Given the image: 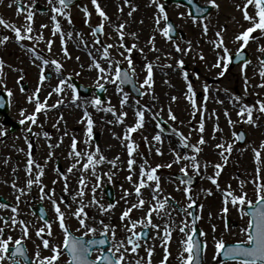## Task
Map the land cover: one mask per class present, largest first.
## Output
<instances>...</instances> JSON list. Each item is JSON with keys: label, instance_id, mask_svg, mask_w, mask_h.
Returning a JSON list of instances; mask_svg holds the SVG:
<instances>
[{"label": "rangeland", "instance_id": "obj_1", "mask_svg": "<svg viewBox=\"0 0 264 264\" xmlns=\"http://www.w3.org/2000/svg\"><path fill=\"white\" fill-rule=\"evenodd\" d=\"M16 1L8 0L9 8L7 9L1 8L2 2L0 1V8L3 15H8L6 21L23 29L26 24L25 13L17 14ZM47 1L42 2V5L48 7ZM199 1L202 4L209 3L208 0ZM157 2L165 4L168 16L176 24L177 31L181 32L176 39L169 40L163 35L162 29L166 27V24L161 19L160 24L157 25L156 17L159 14V9L152 0H130V2H126V0H99L101 7L109 18L104 20L96 9L94 10L92 22L96 25L104 24V32L99 35L101 38L100 44H95L96 36L93 35L92 29L84 23L82 12L77 10H73V16L77 19L75 20L76 23H69L67 19L63 20V36L61 34L53 35L54 29L49 21L50 13L48 11L42 12V15L34 19L35 21L33 20L32 34L37 39H25L22 43L24 42L30 49L36 48L39 55L45 58L58 60L62 65L60 70L67 71L63 74L75 76L86 85L90 82L95 85L104 84L107 91L105 92V100L97 106L91 103V98L94 100V93L89 96L80 95L79 99H74V91L65 76H54L44 82L40 87L42 91L41 98L43 101H47L49 106L47 110L50 109L51 112L46 113V115H44L45 111L42 112L36 127L37 130H41L42 125H44L49 135L47 137L44 135L33 141L34 157H31L38 164L44 166L42 180L49 192L54 188L55 198H58L61 193V195H65L70 199V209L66 208L65 204H61V207L66 212L68 225L73 232L83 235L85 231L80 227L77 218L72 215V212L79 206L78 201L80 199L78 197L77 200H72V195L78 191L79 180L81 176H84L88 184L83 197L84 203L87 205L85 211L89 212L90 215L94 212V216L96 215L98 218L106 217V220L103 219V221H106L107 225L115 227L116 236L117 234L121 235V241H124L128 248H131V245H127V238L130 233L124 225L128 224L129 221L127 219L122 221L120 217L127 207L137 202L138 197L134 192V184L127 180V176L131 174L133 181L138 182L140 165H145L148 170L157 165H163V167L157 168L156 174L160 178L159 183L163 190L160 193L161 198L171 197L174 200L173 204L167 206L170 214L164 212H161L160 215L153 214V222L160 224L161 229L149 227L150 239L144 242L139 240L141 247L136 253L130 251L125 253L126 264H136L137 260H140V264H147V249L150 247L153 249L152 264H161L166 254L163 242V228L166 225H171L174 229L172 239L167 245V250L171 255L168 256L166 264H181V253L187 255L181 243L186 233H181L178 226H181L182 221L191 224L188 207L190 201L185 191L188 185L176 178V174L184 173L181 169L187 166V174L197 179L196 185L191 187V194L198 205L199 225L204 231L203 240L206 242L203 264H243L240 261L220 262L216 242L219 239H224L225 242L247 241L243 229L247 227L249 217L241 215L240 206L238 204L233 205L230 198L227 204L228 212H223L225 191L229 190V186H231L230 190L234 194L246 193L248 199L256 201L258 199V184L264 182V150H261V145H264V113L259 111L258 105V101L264 100V87L260 86L264 83V79L259 74L260 60L264 55L259 51V48L260 45H264V38L258 41H249L245 49L250 60L247 68H244L243 63L235 65L229 63L227 70L224 71L223 63L225 62H221V67L214 66L217 63L218 54L223 55V52L222 49L214 46L213 41L217 40L216 32L223 29L222 34L226 46L233 54L237 52L240 45L235 37L250 26L249 21L244 19L242 10L245 0H217L218 8L213 6V10L209 15L195 20L190 16L184 5L168 4L166 0H157ZM237 5H241V7H237ZM249 11H253L251 7ZM182 13L183 15H181ZM121 23L125 24L123 44L128 47L136 45L131 57L135 68L134 77L143 90V94L139 97L122 87L119 82L116 84L111 83L110 79L114 78L113 74H109V79H100L102 74L94 66L95 62L99 61L101 66L109 67L108 62L102 57L101 46L105 44L118 45L120 43L117 26ZM205 23L208 25L207 34L203 31ZM42 25H47V27H42ZM9 29L5 26L0 27L3 34L9 36L8 41L0 43V58L5 62L3 78L0 79V91L7 93L6 90H13L12 95L7 96V99H11L17 105L22 102V105L28 108V111H31L34 103L29 101L28 98L34 94L33 90L36 88V82H38L39 62L33 57L34 55L30 50L21 48L14 41L16 38L15 33L11 29V32H9ZM68 33L72 35L69 36ZM133 33L135 35H132ZM41 34L44 37L43 40L38 39ZM253 35H260L259 30ZM58 36L64 37V40H59ZM153 37H155V48H153ZM2 39L3 37L0 36V40ZM49 41L52 42L51 51L48 50ZM85 41L87 46H85ZM189 42L191 44L190 51L188 50ZM177 43L183 51L176 50L175 45ZM94 44L95 46H93ZM65 46L68 50L67 55L62 51ZM109 51L115 60H120L121 64L129 70L126 59L129 53L126 48L113 47ZM181 59L184 60L182 67L178 63ZM149 62L153 64V83L151 86L143 83L147 78L146 64ZM53 66L56 70V66L54 64ZM112 67L115 68V64ZM14 68H20L23 72H14ZM221 71H224L223 76L220 75ZM185 72L188 73L187 78L184 76ZM61 80H66L64 91L57 93L54 89L60 84ZM189 81L193 85L196 94L194 97L195 107L192 101L188 99L190 95ZM20 82L26 83L31 88L28 93L21 92ZM205 85L208 86L206 92ZM118 86L123 88V92L117 90ZM124 93L128 94L126 103H122ZM90 96L91 98H89ZM205 96H207V100H205ZM236 96H240L241 100L237 101ZM58 100H62L63 103L58 104L56 107H50L57 104ZM71 100L74 103L70 104L69 101ZM64 104H67V106L61 108ZM245 104L255 105L253 109L254 123L247 122L246 114L244 117L239 115L240 108ZM109 107L115 111L106 112L105 109ZM15 109H12V117H14ZM85 110L93 120L92 133H100L98 140H95L93 134L89 136L87 132L88 124ZM137 110L144 111V124L137 131L130 133V141L125 138V133L129 127L137 123ZM122 113H127V116L124 117L123 122H120L119 116ZM173 114L176 116L175 120L171 119ZM61 116L63 119H61ZM1 118L0 116V135L6 134H3L0 138L2 141V143L0 142V146H2L0 150V168H20L21 176H18L17 179L22 181H28L29 178L35 179L37 172L35 165L31 177L27 172L29 157L25 156V139L17 133L7 134L9 132L7 131L8 125L4 124ZM159 118L167 120L169 128L160 126L157 122ZM202 120L204 122L203 133L199 131ZM230 120L232 123L229 122ZM217 126L219 130H217ZM156 127H160L161 132ZM167 128V132L171 134V137H165L162 134V130ZM74 129L76 131H73ZM240 129L246 132V139L243 143L238 141L236 135ZM158 133L162 137L161 141L154 140ZM178 133H183V136L188 137L189 146H182L181 137ZM201 136L205 140L204 144L199 143ZM61 137H63L62 141ZM74 138L77 140V151L81 153L95 151L98 145L100 153L106 157L102 164L96 166L97 175L103 178L102 187L97 189L96 197L105 207L109 203L116 205L107 212H102L97 206L89 203L92 199L91 187L97 182V175H93L91 169L86 172L83 171L84 160H81L80 164L70 172L71 177L68 180L69 185H67L68 192H64L65 184L61 183L56 169L59 164L61 168H69L79 159L74 155H70L73 152L71 145ZM132 141L138 145V148L133 153L136 164L130 169L128 167L130 159L128 145ZM218 144H224L225 148L231 144V153L218 148ZM191 145L199 146L201 151L196 153ZM157 149H159V152H157ZM256 150H261L259 178L257 177L258 165L255 159ZM221 152H224V155H221ZM176 153H179L182 157L195 155L197 161L201 164L199 173L197 174L196 170L192 168L190 159H182L173 163L176 159ZM225 156H227L226 164H224ZM49 157L51 158L49 159ZM145 160L147 164H145ZM111 161H116L115 166L110 163ZM1 164H4V166L2 167ZM168 164H172V167H167ZM205 164H207V168L203 166ZM216 164L224 165L217 177L219 187L210 179L216 174ZM0 172L4 174L2 169ZM24 174L26 175L25 178ZM105 174L112 175L111 182L108 181ZM254 180H256L255 183ZM2 181L3 179L0 177V194L9 200L7 188L13 187V183L16 186L17 184L21 185L22 181L16 182L11 178L5 180L3 184ZM241 182H244L243 187H241ZM150 183L154 188L155 182ZM121 185H123V188ZM37 186V184H34L32 189L36 190ZM107 187L114 189L116 197L113 202L108 200ZM124 189L129 190L131 195L122 198ZM3 190H7V192H3ZM13 190L9 192L18 196L19 192ZM142 193L143 198L149 203L145 204L143 209L133 210L131 218L134 220L144 217L149 205L154 203L152 188H144ZM11 202L13 206L18 205L20 211L23 207L25 212L29 213L30 233L24 242L31 243V240H34V232L44 224L37 220L38 218H34L28 206H23V196H21L20 202ZM201 205L202 207H200ZM45 206H47L46 208L50 212L49 215L53 219L52 236L48 237L45 233L46 238L49 239L50 245L60 244L63 234L62 229L55 220L53 202H49ZM0 214L7 216L11 213L8 209L0 208ZM225 218L231 219L229 225L226 224ZM87 223L93 226L89 220H87ZM2 226H4L3 221L0 220V227ZM213 226H215V230H213ZM96 229L98 231L97 235L103 234L101 232L103 229ZM141 229L142 226H138L137 231ZM5 230H7L6 235H12L14 238H19L22 234L19 225L15 229L6 228ZM158 231L159 235H157ZM108 234L111 235L110 232ZM88 235L92 236L91 233ZM47 255H50V250L47 251ZM66 260V257L63 256L57 264H67Z\"/></svg>", "mask_w": 264, "mask_h": 264}, {"label": "snow or ice", "instance_id": "obj_2", "mask_svg": "<svg viewBox=\"0 0 264 264\" xmlns=\"http://www.w3.org/2000/svg\"><path fill=\"white\" fill-rule=\"evenodd\" d=\"M73 0H58L59 6L53 5V11L56 14H63L67 17L68 22L71 23V13L65 11L70 4H72ZM126 2H130V0H126ZM153 3H155L159 9V14L156 17V23L157 25L160 24L161 19H163L165 22L168 21V13L165 11V4L164 3H158L157 0H152ZM210 4H212L215 7H219V4H217V0H208ZM49 3H52V0H49ZM93 5L95 6L96 11L98 14L104 19H109L107 16V13L104 11V9L101 7L99 0H92ZM237 7H241V5H237ZM253 10L252 12L249 11V9ZM243 15L244 19L246 21H249L250 26L244 29L242 32H240L236 37L235 40L239 42V48L237 49L236 55L237 56H243L244 50L246 49L247 45L249 44V41H258L261 38H264V0H245V3L242 5ZM25 13V20L26 24L23 26V29L21 27L15 26L12 23H9L8 21H5L2 17H0V24H3L5 27L10 28L16 36V39L18 41H23L25 39L27 40H34L37 39L36 36H34L33 33V27L32 22L34 20V13L30 10V7H26L23 3V0H20V4L18 7L17 14ZM85 13L88 17L91 16V13L85 9ZM131 15V13H129ZM183 15V13L181 14ZM195 20L196 18L193 17ZM52 20L55 22V28L53 35L56 33H60L62 36L64 35L59 20L57 19V16H52ZM42 27H47V25H42ZM125 27V24L121 23L117 26V32L120 36V43L118 45H112V44H105L102 45V57L108 62L109 67L105 68L101 66L99 61L95 62V67L99 69V72L102 74L100 79H109V74H113L114 78L110 79V82L113 84H116L119 82L120 85H123L125 83H131L132 77L135 76V68L133 67V60L131 57V53L134 48H136V45H132L131 47H128L127 45L123 44V39L125 36V33L123 31ZM259 30L260 35H253ZM104 31V24L100 23L99 25L95 26L93 35H96V33H103ZM175 31L174 25L172 23H167V26L162 29V33L165 37H167L169 40L173 39L171 33ZM203 31L205 34L208 32V25L205 23L203 25ZM223 29L216 32L217 40L213 41V44L216 48L222 49L223 55L218 54L217 63L214 65L215 67H221V62L223 63L224 71L227 70L228 64L232 62L233 60V53L230 51V49L226 46L224 36H223ZM69 36H71V33H68ZM132 35H135L133 33ZM39 40H43V35H39ZM100 36H96L95 44H100ZM154 39L153 37V48H155L154 45ZM9 40V36L5 35L3 36V39L0 40V43L6 42ZM51 41L48 42V50L51 51ZM85 46H87V42L85 41ZM95 44L93 46H95ZM113 47H124L126 48V51L129 53V55L126 57L129 70H124L120 67V61L115 60L114 57L110 54V49ZM177 51H183L180 48V45L177 43L175 45ZM64 52L67 55L68 50L67 47H64ZM188 50H191V44L189 42ZM31 51L39 56V53L37 52L36 48H32ZM100 51V49H98ZM142 51V50H141ZM259 51L261 53H264V45H260ZM91 55V53H90ZM123 55V53H121ZM44 65L49 64L48 60L43 59L42 56L39 57ZM203 58V57H201ZM4 60L0 58V79L3 78V68H4ZM35 63V61H33ZM52 64L56 66V71L59 72L62 65L58 60L51 61ZM179 65L182 67L184 65V60L181 59L179 62ZM250 63V60H244V68H247L248 64ZM115 64V68L112 67V65ZM147 69V78L144 80V85L151 86L153 83V64L151 62L146 64ZM224 71L220 72V75H224ZM260 76L262 79H264V58L260 60ZM185 78H187L188 73H184ZM23 79V77H21ZM46 79L43 71L41 72V82ZM66 84V80H61L60 84L54 89L55 92L61 93L64 91V85ZM247 85V80H246ZM101 89L104 88V84L98 85ZM261 87H264V83L260 85ZM71 88L75 92L74 99H79V92L76 88L75 84H71ZM208 86L205 85V92L207 91ZM188 89L190 95L188 96V99L192 101L193 106L195 107L196 101L194 99L195 97V91L193 89V85L191 82H188ZM23 90V89H22ZM118 91L123 92V88L119 87L117 88ZM39 93V88L36 90V93H34L32 96H29V101L35 100L36 102V108L35 112L29 116L26 117V120L30 121L32 124H36L37 122V113H40L42 109H45L46 107H49L47 105V101L41 102L39 99V96L37 95ZM12 93L9 90V96H11ZM51 95V94H50ZM175 99V97H173ZM235 99L237 101L241 100L240 96H236ZM128 100V94H123V101L122 103H126ZM205 100H207V96H205ZM63 103L62 100H58L57 104L51 105L50 107H56L58 104ZM92 104L99 106L102 101L99 99V97L95 98L91 101ZM138 103V102H137ZM259 105V111L264 113V100L258 101ZM255 108V105L249 106V105H243L240 108L239 115L241 117H244L246 114L247 122L248 123H254L253 120V109ZM198 110V109H197ZM105 111H111L114 112L115 110L111 107L105 109ZM171 112V110L169 109ZM136 115L138 116V121L134 126H131L128 128L127 132L125 133V138L131 141L130 133H133L137 131L140 127L144 124V111L143 110H137ZM85 116L87 117V132L89 136L92 135V129H93V120L91 118V115L87 113V110H85ZM127 116V113H122L119 116V121L123 122L124 117ZM61 119L63 117L61 116ZM171 119L175 120L176 116L173 114L171 115ZM24 121H21L23 123ZM232 123V121H229ZM217 130H219L217 126ZM31 131V129H29ZM199 131L203 133L204 131V122L201 121L199 125ZM6 134V133H3ZM181 137V143L182 146L187 147L188 145V137L183 136V133H178ZM44 135L47 137L49 134L47 132L44 133ZM239 139L244 138V133H238L236 134ZM147 139V138H145ZM63 140V137H61V141ZM154 140L161 141L162 137L158 133ZM200 144H204L205 140L203 136H201ZM73 152L70 153V155H74L75 157H78L76 163H74L71 167L67 169V172H72L73 169L77 167L78 164H80L81 160H84V163L82 165L83 171H88L91 169L93 175H97L96 173V166L99 164H102L106 157L103 156V154L100 153V148L97 145L95 148V151H86L84 153H81L80 151H77V141L75 138L73 139V143L71 145ZM192 148H194L196 153H199L201 151V148L197 145H191ZM218 148L224 149V152L231 153L232 151V145L229 144L227 148H225L224 144H218ZM138 148V145L132 141L128 145V152L130 159L128 161V167L131 169L133 165L136 164V160L133 158V153L136 152ZM261 150H264V145H261ZM261 150L255 151V159L257 162V177L259 178L260 173V163H261ZM175 151V150H174ZM157 152H159V149H157ZM224 152H221V155H224ZM98 156V158H97ZM51 157H49L50 159ZM86 158V159H85ZM182 159H190L192 161V168L196 170L197 174L200 171L201 164L197 161V158L195 155L191 156H181L179 153H176V159L173 161V163L179 162ZM110 163L115 166L116 161H111ZM227 163V156H225L224 164ZM145 164H147V161L145 160ZM36 167V177L35 179L29 178L27 181L26 187L30 191L32 186L34 184L40 185L42 184L41 177L44 176V166L38 164L36 161H34L31 157V152H29V159L27 162V172L29 176L31 177L33 172V167ZM167 167L171 168L172 164L166 165ZM205 168H207V164L203 165ZM223 164H216L215 168L217 169L215 176L210 177L212 182L216 184L217 187H219V184L217 182V177L220 174V171L223 168ZM163 167V165H157L156 167L150 168V170L145 168V165H140V173H139V179L137 181H133V176L129 174L127 176V180L132 182L134 184V192L136 196L138 197V200L136 203L131 204L129 207H127L121 214L120 219L123 221L127 219L129 221L128 224H125V229L130 233V235L127 238V245H131V248H128L124 241H116V230L115 227L104 224V222L101 220L100 224L103 227V233L108 234L111 233V239H112V247L105 251V249L101 246L106 245L109 243L107 239H91V240H85L83 237L91 233L93 236L97 234V229L88 224L87 220L89 219L88 213L85 211V208L87 205H85L83 197L85 196V189L88 187V184L86 182V178L84 176H81L79 180V189L78 191L72 195V200H77L79 197L78 204L79 206L77 209L72 212V215L77 218L79 221L80 227L84 229L83 236H77L74 235L73 232L70 230L69 226L66 224V212L62 210L61 203L65 204L66 208H71V204L67 203L64 200V197H60V201L57 202L54 199L55 196V189H51V195L49 193L45 192V186L40 187V193H41V199L43 200L45 196H47L49 199H52L53 207L55 210L56 219L58 221L59 227L62 229L64 233V241L63 244H55L50 245L49 239L44 238V234L46 233L48 237L52 236V228L53 223L51 218L44 219V215H41L40 219L44 220V226L38 228L36 230V235L42 240L43 247L46 249H50L52 252V255L49 256H43L41 257V253L39 250V245H37V251L35 253L36 257V264H57L58 260L62 256L64 251H67L68 255L70 256V259L67 261V264H126V255L127 252L136 253L138 249L141 247V244L139 243V240L145 236H147V232L143 231V229H147L149 227L161 229L160 224H156L153 222V214L160 215L161 212H164L165 214H170L169 208L167 207L169 205V199L168 197L161 198L160 193L163 191L161 188V185L159 183V176L157 173V168ZM59 172V169H57ZM182 172L187 174L188 168L187 166L183 167L181 169ZM61 176L64 177L65 180V188L64 192H68V186H67V176L65 173H60ZM107 175V179L109 182L112 180L111 174H105ZM102 177L97 175V182L92 185L91 187V193H92V199L89 202L92 205L97 206L100 211L107 212L109 209L114 208L116 205L114 203H109L106 207L104 204L100 202V200L97 199L96 193L97 189L102 187ZM150 182H155L154 188L152 187V184ZM188 187L185 188L186 193L188 194V199L190 201V204L188 205L189 208H191L192 205L196 204V200L193 198L191 194V187L192 184L191 178L187 179L186 181H182ZM254 183L256 180L253 181ZM55 183V182H54ZM243 183L241 182V187H243ZM13 187L16 188V184L13 183ZM123 188V185H121ZM144 188H152V200L154 203H151L146 211V215L140 219H132L131 213L134 209H143L145 204L149 203L143 198L142 189ZM231 186H229V190H226L225 195V207L223 209L224 213L228 212L227 204L229 202V198L231 200V203L233 205H239L241 208V215H250L251 219L248 222L247 227L243 229L247 236V241H238L235 244L228 246L226 248V242L224 239H219L216 242V249H217V255H219L221 252L227 257H232L235 259L238 255L244 256L246 259H244L243 264H264V183L258 184V200L254 202L251 199L247 198L246 193L242 194H234L230 190ZM20 195L16 197L17 201L20 200L21 195L24 194V189L19 188L18 189ZM210 191V190H209ZM131 193L129 190L124 189V196L122 198H126ZM118 203V202H117ZM254 203H258V207H255L251 210L250 213H246L244 210V205H253ZM11 207V212L13 215L2 217L0 216V220L3 221L2 227H0V264H4L6 260L10 262V264H22L21 260L16 259V254H20L23 259V264H27L28 258L26 256V249L22 245V241H24L29 236V222H27L24 219H19L20 212L18 205L17 206H10L7 203H0V208L7 209ZM202 207V205L200 206ZM41 212L44 213L45 210L41 209ZM162 218V217H161ZM19 225L21 230V235L19 238H14L12 235H6V228L15 229V227ZM138 226H142L141 231H137ZM179 227V231L181 233H186L185 238L181 241L184 251L187 253L185 256L184 253H181V264H200V253L202 252L201 243L197 239L198 234V228H197V222L196 218H193L191 220V224L189 225L187 222L182 221L181 226ZM213 230H215V226H213ZM174 229L171 227V225H166L163 228V242L165 246V257L164 260L161 261V264H166V261L168 259V256L171 255L170 252L167 250V245L172 239V232ZM159 231L157 232V235H159ZM246 244L248 246H246ZM93 246H97L95 249ZM204 246L206 247V242L204 243ZM114 249V251H113ZM123 249V251H121ZM98 251L99 255H97L95 258H90V254L93 251ZM148 252V260L147 264H152L151 262V256L153 249L150 247L147 249ZM116 253H119L117 256ZM136 264H140V260L136 261Z\"/></svg>", "mask_w": 264, "mask_h": 264}, {"label": "flooded vegetation", "instance_id": "obj_3", "mask_svg": "<svg viewBox=\"0 0 264 264\" xmlns=\"http://www.w3.org/2000/svg\"><path fill=\"white\" fill-rule=\"evenodd\" d=\"M0 1L2 2V7H1L2 9L9 8V5H8L9 2H8V0H0ZM42 2H45V0H23V3L25 4V6L26 7H30V10L35 14L34 15V19H37L39 15H42L41 14L42 12L48 11L50 13L49 0L47 1L48 2V7L43 6L42 5ZM88 3H89V8H91V9H94L95 8V6L92 3V0H88ZM19 4H20V0H17L16 1V7H17V9L19 7ZM1 8H0V17H2L6 21V17L8 15H6V16L3 15ZM76 8H78V7H76ZM45 17L48 18L47 15H45ZM2 26H4V25L3 24H0V27H2ZM0 36H2V37L5 36V34H3V32L1 30H0ZM14 41H16V40L14 39ZM18 43L21 44L22 42L21 41H18ZM13 71L14 72H17V71H19V72L22 71L23 72V70L20 69V68H14ZM19 87H20V90H21L22 93H25V92L28 93L29 90L31 89L24 82L23 83L20 82ZM11 91L13 93V90H11ZM33 92L36 93V89L35 88H34ZM37 95L39 96L40 101L41 102H44L42 100V98H41L40 90H39V93H37ZM32 103H34L33 104V107H32V110L31 111H28V108H25L22 105V102L19 103V105H17V104H14L11 101L7 116L0 115L2 117L1 120L3 121V123L8 125L7 131H9V132L7 134L17 133V135H19L20 137H23L25 139L24 140L26 142L25 151L28 148V144H29L30 140L31 141H35V139L37 140V138L44 136V133L47 132V130L44 128V125H42V129L41 130H37V127H36V125L39 123V116H40V114L45 111L44 112V115H46V113H47V107L45 109H42L40 113H37L36 114L37 115V122H36V124H32L30 121L26 120V117L27 116H29V115H31V114H33L35 112V108H36V102H35V100H32ZM13 108H16L15 109V113H14V117L15 118L12 117V113H11ZM21 121H24V122L21 123ZM29 129H31V131H29ZM2 136H3V134L0 135V138ZM2 171L4 172V174L6 176V178H5L6 181L9 178H11L13 181H16V182H21L22 181L20 179H17L18 176H21V170H20V168H2ZM59 171H60V173H63L62 168H59ZM25 177H26V175L24 174V178ZM9 185H11V184H9ZM26 185H27V181L25 180V181H22L21 185L20 184H17V188H15V190H13L14 189L13 187L7 186V187H9V188H7L5 186V189L6 188L8 189V195L7 196L13 202H20V200L17 201V199H16L17 196L14 195V194H12L9 191L13 190V191L19 192L18 189L19 188H23L25 190L24 191V194L21 195V196H23V203L26 204L29 207V210H31V212L33 213V215H35L36 217H38V215L36 214V209L38 207V204L39 203L46 204L47 203V200H48V197L47 196H45V198L43 200L40 198L41 197L40 187L41 186H44V185L43 184H40V185H38V187H37L36 190L31 189V191L28 190V188L26 187ZM4 191L7 192V190H4ZM45 192L48 193L46 186H45ZM19 195H20V193H19ZM0 197H1V194H0ZM50 200H52V199H50ZM66 202H67V199H66ZM25 219H28V217H25ZM36 240H38L39 242L42 241L38 237H36ZM109 241H110L109 248H111L113 242L110 239H109ZM113 251H114V249H113Z\"/></svg>", "mask_w": 264, "mask_h": 264}, {"label": "water", "instance_id": "obj_4", "mask_svg": "<svg viewBox=\"0 0 264 264\" xmlns=\"http://www.w3.org/2000/svg\"><path fill=\"white\" fill-rule=\"evenodd\" d=\"M175 1H186L190 6H191V9L193 10V13L196 15V16H203V15H205V14H207L208 12H209V10L211 9V7L210 6H206V7H200L197 3H195L193 0H175ZM173 35H175V34H173ZM242 57H244V56H242ZM242 57L241 56H235L234 58H233V62H238L239 60H241L242 59ZM245 59H247L246 58V56L244 57ZM126 87H128L129 89H131L135 94H137V95H139L140 94V92H139V90H138V88H137V86H136V82L134 81V79L132 78V82L131 83H125L124 84ZM244 140V138L243 139H240V141H243ZM179 178H181V179H183V180H187V179H189V178H191V180H192V184L191 185H194L195 184V182H196V180H195V178H193V177H191V176H188V175H179L178 176ZM259 205H258V203L254 206V207H250L249 209H248V213H250L251 212V210L253 209V208H255V207H258ZM192 215H193V218H195V208H192ZM198 233H199V231H198ZM198 236V235H197ZM197 239H198V237H197ZM201 243V242H200ZM232 244H228V245H226V248L228 247V246H231ZM201 248H202V250H203V244L201 243ZM200 264H201V261H202V252L200 253ZM220 259L222 260V261H225V260H230V259H232V260H235V259H241V260H244V259H246L244 256H242V255H238L235 259H233L232 257H227V256H225L224 254H223V252H221V254H220Z\"/></svg>", "mask_w": 264, "mask_h": 264}]
</instances>
